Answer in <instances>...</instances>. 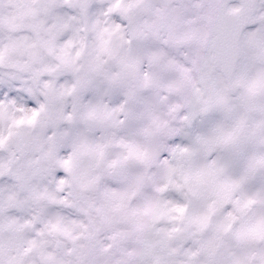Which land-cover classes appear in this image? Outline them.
<instances>
[{
  "label": "snow or ice",
  "instance_id": "6c2138e0",
  "mask_svg": "<svg viewBox=\"0 0 264 264\" xmlns=\"http://www.w3.org/2000/svg\"><path fill=\"white\" fill-rule=\"evenodd\" d=\"M5 2L0 264H264V3L146 0L104 85L72 53L87 0Z\"/></svg>",
  "mask_w": 264,
  "mask_h": 264
},
{
  "label": "clouds",
  "instance_id": "9594fccd",
  "mask_svg": "<svg viewBox=\"0 0 264 264\" xmlns=\"http://www.w3.org/2000/svg\"><path fill=\"white\" fill-rule=\"evenodd\" d=\"M143 2H146V0H87L89 9H94V11H90L86 16L80 18L77 25L79 29L77 35L83 39L84 43L83 47H79V41H77V47L72 49V53L73 56H75V53L79 51L80 55L76 62L82 70H89L88 74L94 76L98 82L107 85V78L120 71L117 63L108 55L102 53L101 48L106 47L109 50L120 51L121 53H123L124 48H126V45L122 44L121 33L114 31V17H119L124 21L125 26H127L126 16L135 17L140 23L149 22L151 18L142 11L141 5ZM152 2H155V0H152ZM259 2L264 3V0H259ZM117 5H119V8L116 7ZM129 5H134V7L129 8ZM109 9H113V11L109 12ZM125 9H127L126 13L124 12ZM12 11H14V7L7 2L0 6V12L4 15H8ZM97 21H99V23H97ZM94 24L96 25L95 29L92 27ZM105 29H108V31L105 32ZM98 62L101 66V72L97 75L90 70L94 68ZM10 71L14 70L6 66H0V73H8ZM20 75L24 80L30 82V73L24 72ZM61 75L64 74L62 73ZM67 75L71 74L67 73ZM175 102L177 101H171V103ZM168 107L169 101L161 100L159 102V110L164 114L165 118L169 119L172 123H179L180 121L177 114H173L172 116L167 115ZM10 112H13L17 119L24 115V113L16 111L14 108H10ZM173 117H175V119ZM9 124L10 121H5L3 124H0V134L4 136L8 135ZM13 131L18 133V135H14L9 140V146L12 148L21 140L20 134L33 133L35 130L25 125L19 129H13ZM6 154L7 153H5V155ZM61 158L67 159L66 156ZM54 171L62 172L64 169L55 166ZM65 176L69 180L71 179L68 173H65ZM46 186L50 187L51 190H55L56 188V185L50 180L47 181ZM64 188L65 194L68 192L79 193V189L75 184H65ZM57 194L59 195V193ZM179 195L180 194L177 193V196Z\"/></svg>",
  "mask_w": 264,
  "mask_h": 264
}]
</instances>
